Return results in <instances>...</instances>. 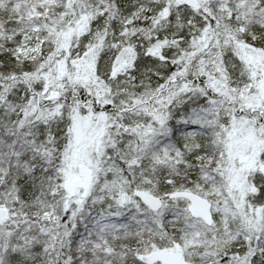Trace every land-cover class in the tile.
<instances>
[{
  "label": "snow or ice",
  "instance_id": "1",
  "mask_svg": "<svg viewBox=\"0 0 264 264\" xmlns=\"http://www.w3.org/2000/svg\"><path fill=\"white\" fill-rule=\"evenodd\" d=\"M0 264H264V0H0Z\"/></svg>",
  "mask_w": 264,
  "mask_h": 264
}]
</instances>
